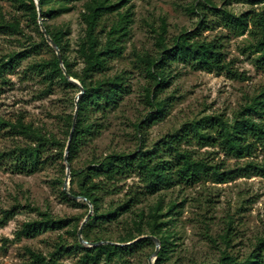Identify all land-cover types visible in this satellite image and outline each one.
Here are the masks:
<instances>
[{
    "label": "rangeland",
    "instance_id": "rangeland-1",
    "mask_svg": "<svg viewBox=\"0 0 264 264\" xmlns=\"http://www.w3.org/2000/svg\"><path fill=\"white\" fill-rule=\"evenodd\" d=\"M109 1L116 3L120 0ZM206 1L235 15L264 12V1L260 0ZM120 2L121 7L117 11L121 14L129 12V31L123 42L122 54L108 60L110 67L103 74L111 76L125 72L130 93L105 116L91 114V119L97 118L101 124L99 132L87 138L70 164L61 160L50 147L40 154L39 160L43 161L31 173L15 172L11 158L4 157L0 161V217L3 210L15 211L13 217L0 226V264H27L30 262L27 249L45 258H54L58 264H83V252L75 249L74 245L78 241L77 231L92 207L81 199L70 197L73 201H67L61 196L60 192L67 193L71 187L77 190L76 181L70 184L71 177L66 175L67 164L70 171L71 168L83 167L93 157L103 156L113 150L131 151L140 143L151 147L164 136L177 131L184 123L205 114L220 113L230 120L233 113L250 97L264 92V67L256 63L257 54H251L246 49L248 44L255 41L248 30L238 35L224 25L220 13L199 8L193 11L197 0ZM80 10L81 6L76 5L70 12L53 19L38 16L36 28L18 0H0V24L17 23L19 27L18 32L0 30V63L10 55L25 50L13 67L4 70L0 77V120L15 123L20 119L34 129L30 137H25L10 133L8 128L0 126V153L21 148L27 156L34 158L35 149L51 135L67 144L68 137L64 135L65 117L74 113V101L79 89L76 85V88H70L56 80L49 83L33 65L52 57L48 47L40 42L39 33L43 34L40 24L44 23L50 27H69V34L65 37L66 55L74 69L80 70L82 63L76 55L84 29L78 18ZM202 16L206 22L199 25L201 28L196 38L219 42L223 59L231 62V66L242 73L243 78L233 79L225 73L196 70L187 64L172 63L169 66V83L158 95L160 99H168L167 108L158 120L141 128L140 132L135 131L133 124L141 122L151 109L144 98L143 88L148 86L152 89V83L137 56L149 54L156 57L158 34H162L169 45L181 32L198 29ZM116 20L115 14L103 18L97 27L101 41L105 40L106 32ZM162 27L165 28L164 33H161ZM101 75L96 74L97 77ZM181 148L193 151L195 157H207L210 163H218L224 169L241 166L247 160L264 162V149L260 147L244 158L226 155L217 146L181 143ZM136 185L137 178H128L122 193L105 197L104 206L110 201L122 200L127 188L135 189ZM159 196L164 197V205L170 201L177 204V212L163 229L171 234L170 242L174 243L169 259L163 264L215 261L220 250L226 248L220 235L229 221L232 230L227 249L234 256L243 258L253 249L258 237L264 236V175H237L224 183L205 179L192 186L175 185L160 195L147 197L138 208H143L147 213ZM43 212L51 214L53 218L66 219L67 222L55 229L18 238L16 232L22 225L40 220L39 214ZM125 226L123 223L111 224L106 226V230L117 231L114 235L110 234L116 239ZM97 230L98 227L91 228L92 238ZM143 232V236L149 235L146 227H143ZM84 247L91 248L87 245ZM154 249L153 243V246L134 250L123 257L122 263L116 255L104 253L99 264H149L150 259L154 264Z\"/></svg>",
    "mask_w": 264,
    "mask_h": 264
},
{
    "label": "trees",
    "instance_id": "trees-1",
    "mask_svg": "<svg viewBox=\"0 0 264 264\" xmlns=\"http://www.w3.org/2000/svg\"><path fill=\"white\" fill-rule=\"evenodd\" d=\"M18 1L38 28V13L34 1ZM120 1L112 3L109 0H39L40 18L53 19L70 12L76 5L81 6L78 18L84 29L83 36L76 48V55L82 63L80 70L74 69L73 63L66 55L65 37L69 34V27H50L43 23L47 34L60 51L65 72L78 80L84 90L77 101L75 125L66 156V161L69 164L87 138L99 132L101 124L97 118L91 119V114L99 113L101 117L105 116L109 111L116 109L123 97L130 93V84L125 72L111 76L103 74L110 67L108 60L122 54L123 42L129 31V12L121 14L117 11L121 7ZM196 8L220 13L224 18V25L234 30L238 35H242L248 30L255 41L248 44L246 49L251 54H257L256 63L264 67V12L252 14L247 12L235 15L227 9H218L206 0H197L192 10L194 11ZM112 14L117 16V20L112 22L106 32L105 40L101 41L97 27L105 16ZM205 22L206 19L202 16L198 29L181 32L172 39L169 45L165 43L163 35L158 34L156 57H151L149 54L137 56V60L143 65L145 75L152 83V89L148 86L143 88L144 98L151 109L141 122L133 124L135 131L140 132L141 128L158 120L167 108L168 99H160L158 95L169 83V66L172 63L187 64L196 70L225 73L233 79L243 78L242 73L231 66V62L223 59L219 42L196 38V33ZM249 23L251 27H249ZM18 29L17 23L0 24V30L3 31L18 32ZM164 31L165 28L162 27L161 33ZM39 35L40 42L48 47L52 57L49 60L35 63L33 68L40 74L42 73L43 79L49 83L56 80L70 88H76L64 76L57 57L46 43L44 35L41 33ZM24 53L25 50L12 54L7 60L1 62L0 77H2L3 71L11 69ZM96 74L102 75L97 77ZM72 120L73 112L65 117V137L69 135ZM0 126L8 128L10 133L25 137H30L34 130L30 124H24L20 119L15 123L0 120ZM181 143L217 146L226 155L235 158L250 156L257 147L264 149V92L250 97L233 113L230 120L224 118L220 113L205 114L184 123L177 131L164 136L151 147L140 143L131 151L113 150L103 156L93 157L79 169L71 168L70 184H73L75 180L77 190L71 187L68 192L73 196L85 198L83 201H89L92 205V214L81 230L82 238L91 243L102 242L91 248L84 247L78 241L75 243L74 248L83 252L81 256L83 264H99L104 253L110 254V256L116 255L122 263L123 257L134 250L153 246V242L148 238L127 244L145 234L143 227H146L149 235L159 239L160 248L154 264H163L169 259L174 245L170 242L171 234L163 229L167 227L177 212V204L170 201L164 205V197L159 196L155 204L150 206L148 212L145 213L144 209L138 208V206L147 197L160 195L175 185L192 186L205 179L224 183L237 175L247 176L252 173L264 175V162L247 160L241 166L224 169L218 163H210L207 157H195L193 151L181 148ZM48 147L53 148L60 159L64 160L66 143L51 135L35 149L34 158L27 156L20 148L7 153L1 152L0 161L5 159L4 157L11 158L15 172L31 173L37 169V164L43 161L39 160L40 154L46 152ZM131 177L137 178V188L128 187L123 193L122 200L110 201L107 206H104V198L122 193L125 181ZM60 193L63 199L73 201L64 191ZM1 213L0 226L11 219L15 211L13 209L3 210ZM39 215L41 216L40 220L22 225L21 229L16 232L18 238L20 236L30 237L44 230L55 229L67 222L66 219L53 218L47 212ZM126 222L128 224L125 226ZM119 223H123L125 228L114 239L110 234L114 235L118 232L113 230L108 232L106 226ZM92 227H98L94 238L90 236ZM231 230V221H229L224 232L220 235L226 248L220 250L215 261L196 264H264V236L258 237L253 249L243 258H239L227 249L231 241ZM27 253L30 259L27 264H58L54 258H45L30 249H27Z\"/></svg>",
    "mask_w": 264,
    "mask_h": 264
},
{
    "label": "water",
    "instance_id": "water-1",
    "mask_svg": "<svg viewBox=\"0 0 264 264\" xmlns=\"http://www.w3.org/2000/svg\"><path fill=\"white\" fill-rule=\"evenodd\" d=\"M33 1H34L35 6H36V9H37L38 16H40L39 0H33ZM40 29H41V32L43 33L44 37H45L46 42H47V43L50 45V47L54 50L55 55H56V57H57V60H58V62H59L60 68L63 70V74H64V76L66 77V79H67L70 83L76 85V86L78 87V89H79V93H78V95L76 96L75 101H74V104H75V111H74V113H73L72 126H71V130H70V132H69V135H68V141H67V144H66V147H65V153H64V161H65V160H66L67 153H68L69 141H70V139H71L72 132H73L74 125H75V120H76L77 107H78V105H77V101H78L79 97L82 95V93L84 92V90H83V87L81 86V84H80L78 81H76L75 79H73L71 76H69V75L65 72V68H64V66H63V64H62V59H61L60 51H59L57 45H56L55 42L49 37V35L47 34V32H46L44 26L41 25V24H40ZM66 168H67V174H66V175L69 176V175H70V171H69V165H68V164H67ZM65 182H66V180H65ZM66 194H67L68 196H70L71 198H73V199H81V200H85V198L80 197V196H73V195H71L69 192H67ZM86 203H87L90 207H92V205H91V203H90L89 201H86ZM91 211H92V210H90V212L88 213V215L85 217V219H84L83 222L81 223V226H80V228H79L78 231H77V236H78V242H79L81 245H83V246H86V245H87V246H89V247H94V246H97V245L101 244L102 242H101V241L96 242V243L87 242V241H85V240L82 238V234H81L82 227H83V225L85 224V222L87 221V219H88V217H89ZM142 238H148V239H150V240L154 243V245H155V249H154V251H153V253H152V258L155 259V258L157 257V254H158V251H159V248H160V242H159V239L156 238L155 236H152V235L140 236V237L136 238L135 240H133V241L127 243V244H130V243L135 242V241H137V240H140V239H142ZM113 244H116V243H113ZM116 245H123V244H116ZM149 264H152L151 259L149 260Z\"/></svg>",
    "mask_w": 264,
    "mask_h": 264
}]
</instances>
